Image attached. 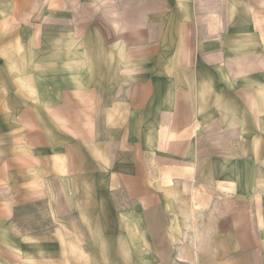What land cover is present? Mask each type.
Instances as JSON below:
<instances>
[{"label":"crops","instance_id":"1","mask_svg":"<svg viewBox=\"0 0 264 264\" xmlns=\"http://www.w3.org/2000/svg\"><path fill=\"white\" fill-rule=\"evenodd\" d=\"M0 264H264V0H0Z\"/></svg>","mask_w":264,"mask_h":264}]
</instances>
